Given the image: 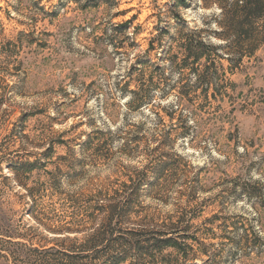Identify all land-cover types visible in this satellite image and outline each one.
Masks as SVG:
<instances>
[{"label": "rangeland", "instance_id": "1", "mask_svg": "<svg viewBox=\"0 0 264 264\" xmlns=\"http://www.w3.org/2000/svg\"><path fill=\"white\" fill-rule=\"evenodd\" d=\"M213 1L0 0V264H61L105 188H139L131 218L191 215L182 264H264V40L209 83L175 65L190 33L221 42Z\"/></svg>", "mask_w": 264, "mask_h": 264}, {"label": "trees", "instance_id": "2", "mask_svg": "<svg viewBox=\"0 0 264 264\" xmlns=\"http://www.w3.org/2000/svg\"><path fill=\"white\" fill-rule=\"evenodd\" d=\"M213 3L219 12L213 15L216 28L212 32L221 42L217 46L210 44L201 37L200 31L195 37L196 32H192L182 43L184 56L181 63L175 64L179 70L196 73L198 83H209L213 74L211 67L217 58L237 63L243 55L252 56L264 40V0H215ZM204 5L207 6V2ZM202 59L206 62L204 70L198 71ZM130 92L135 107L148 103L149 90L142 88L139 92ZM182 97L186 99L188 94L182 93ZM50 151L51 147H48L43 155ZM7 163L18 180L36 164L13 159ZM138 190L111 188L110 193L108 188L100 189L94 195V213L90 217L93 219L98 217L96 214H102L103 218L87 237L81 241L74 239L75 243L69 248L56 250L64 256L61 264H182V259L196 257L201 250L198 251L200 245L196 237L190 234L192 216L183 209L177 210L176 216L169 215L165 222H157L148 214L131 218ZM74 227L82 226L73 223ZM187 240H193L197 246L187 244ZM167 250L170 252L164 254ZM52 251L54 248H46L39 254Z\"/></svg>", "mask_w": 264, "mask_h": 264}]
</instances>
